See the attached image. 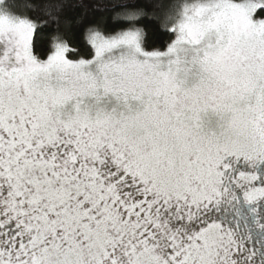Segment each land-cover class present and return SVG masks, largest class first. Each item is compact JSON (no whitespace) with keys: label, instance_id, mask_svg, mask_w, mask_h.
Returning a JSON list of instances; mask_svg holds the SVG:
<instances>
[{"label":"snow or ice","instance_id":"obj_1","mask_svg":"<svg viewBox=\"0 0 264 264\" xmlns=\"http://www.w3.org/2000/svg\"><path fill=\"white\" fill-rule=\"evenodd\" d=\"M0 264H264V0H0Z\"/></svg>","mask_w":264,"mask_h":264}]
</instances>
